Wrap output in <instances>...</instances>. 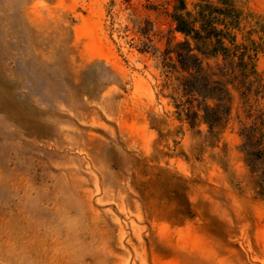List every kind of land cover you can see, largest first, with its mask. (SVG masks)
I'll list each match as a JSON object with an SVG mask.
<instances>
[{
  "label": "rangeland",
  "instance_id": "rangeland-1",
  "mask_svg": "<svg viewBox=\"0 0 264 264\" xmlns=\"http://www.w3.org/2000/svg\"><path fill=\"white\" fill-rule=\"evenodd\" d=\"M185 2L0 0V264H264L250 108L187 120ZM240 6L264 82V0Z\"/></svg>",
  "mask_w": 264,
  "mask_h": 264
},
{
  "label": "trees",
  "instance_id": "trees-1",
  "mask_svg": "<svg viewBox=\"0 0 264 264\" xmlns=\"http://www.w3.org/2000/svg\"><path fill=\"white\" fill-rule=\"evenodd\" d=\"M244 13L240 0H200L195 11L176 15L178 31L185 34V54H179L185 66V102L187 120L194 126L203 114V121L213 134H219L231 116L236 91L248 106L251 125L241 130L242 152L255 180L257 195L264 200V118L254 115L251 100L264 98V82L256 70L255 58L260 46L238 44L235 29L240 28ZM258 24V23H257ZM221 57L211 64L206 59ZM193 102H198L195 110ZM258 112V111H257Z\"/></svg>",
  "mask_w": 264,
  "mask_h": 264
}]
</instances>
